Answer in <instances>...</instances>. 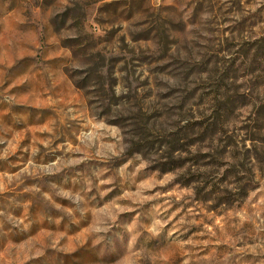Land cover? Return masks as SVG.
Segmentation results:
<instances>
[{"label":"rangeland","instance_id":"rangeland-1","mask_svg":"<svg viewBox=\"0 0 264 264\" xmlns=\"http://www.w3.org/2000/svg\"><path fill=\"white\" fill-rule=\"evenodd\" d=\"M0 264H264V0H0Z\"/></svg>","mask_w":264,"mask_h":264}]
</instances>
